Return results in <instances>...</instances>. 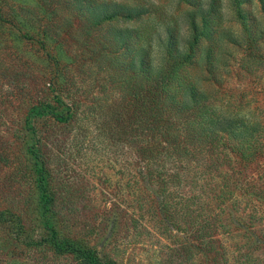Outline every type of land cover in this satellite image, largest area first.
<instances>
[{
    "label": "rangeland",
    "instance_id": "374dc122",
    "mask_svg": "<svg viewBox=\"0 0 264 264\" xmlns=\"http://www.w3.org/2000/svg\"><path fill=\"white\" fill-rule=\"evenodd\" d=\"M90 1L151 6L139 18L104 23L102 31L137 28L154 53L167 29L187 34L181 15L193 9L181 0H0L5 16L22 28L0 21V264H81L76 249L116 264H264L259 0L242 5L255 17L252 33L236 4L221 0L207 16L212 39H200L197 61L183 76L209 92L218 111L228 106L247 122L258 121L254 134L263 152L247 160L225 138L218 152H195L177 163L167 157L166 174L150 180L124 125L112 118L117 104L129 99L121 86L127 75L95 61L85 48L100 35L78 7ZM226 31L237 43L223 39ZM57 53L58 64L51 56ZM58 99L64 101L60 109ZM35 104L51 106L56 116H33ZM67 107L74 119L61 120L57 115H67ZM42 173L56 195L52 210L42 204ZM49 221L57 222L64 251H55Z\"/></svg>",
    "mask_w": 264,
    "mask_h": 264
},
{
    "label": "trees",
    "instance_id": "16d2710c",
    "mask_svg": "<svg viewBox=\"0 0 264 264\" xmlns=\"http://www.w3.org/2000/svg\"><path fill=\"white\" fill-rule=\"evenodd\" d=\"M181 1L193 8L181 15L187 25V34L182 38L181 35L173 33L171 28L167 29L165 34L159 35L157 39L159 48L155 53L151 39L144 38L142 31L137 28L116 27L111 31L109 29L102 31L104 23L115 19L139 18L149 13L151 6L116 1L100 4L90 1L85 7L78 5L79 10L84 8L86 9L84 12L89 14L87 26L90 25V28L100 31V35L92 37L90 43L85 46L89 56L102 64L106 63L112 69L122 70L124 75H127L123 77L121 86L129 99L125 97L122 99V105L117 104V109H113L112 118L117 126L124 125V132L131 137L130 143L134 144L138 156L145 162L149 175L146 178L149 180L153 177L161 178L166 174L164 162L167 157L175 156L171 160L177 163L187 156L191 158L190 154L194 156L195 152L201 153L205 150L207 153H214L219 149L218 146H223L225 138L234 141V144L231 142L229 144L233 152L247 160L252 161L263 152V147L257 144L260 137L254 134L261 127L258 121L251 124L238 115L237 110L228 106L225 109L226 113L218 111L213 107L210 93L195 83L185 82L183 76L184 68L197 61L195 56L200 51V48H197L200 39H212L207 16L216 11L222 1ZM232 1L238 7L237 16L252 33L251 26L255 17L242 8L243 4L252 3V0ZM259 2L264 12V0ZM199 18L203 25L199 23ZM0 21L15 26L19 32L22 31L20 25L15 23L14 19L6 17L1 8ZM86 32H89V29H86ZM222 36L227 41L237 43V37L230 31L222 33ZM138 39L142 40L141 44L134 45V41ZM204 55L207 58L205 62L211 64L212 50L207 49ZM51 56L57 64L62 61L60 53ZM60 74L63 75L61 71L58 76ZM63 103L62 99H58L57 109H60ZM67 108V115L59 111L57 117L61 120L74 119V110ZM34 109L35 117L46 114L56 116L51 111V106L35 104ZM63 110L65 109L61 111ZM171 176L174 177L173 174ZM48 178V174L42 173L38 184L43 192V206L48 205L52 210L56 195L54 189L49 186ZM48 223L51 224L50 221ZM51 227L52 237L57 241L55 251H64L66 243L61 244L63 239L56 230L57 222L53 221ZM76 250L80 252L81 264H116L113 261L102 260L90 249Z\"/></svg>",
    "mask_w": 264,
    "mask_h": 264
}]
</instances>
